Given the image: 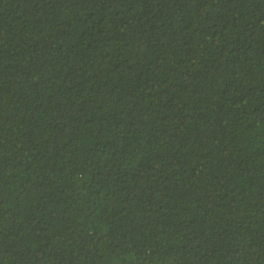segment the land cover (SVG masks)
I'll use <instances>...</instances> for the list:
<instances>
[{
    "label": "trees",
    "instance_id": "trees-1",
    "mask_svg": "<svg viewBox=\"0 0 264 264\" xmlns=\"http://www.w3.org/2000/svg\"><path fill=\"white\" fill-rule=\"evenodd\" d=\"M0 264H264V0H0Z\"/></svg>",
    "mask_w": 264,
    "mask_h": 264
}]
</instances>
